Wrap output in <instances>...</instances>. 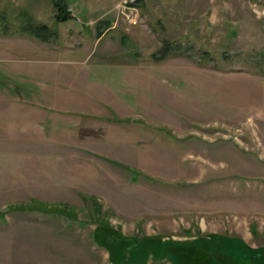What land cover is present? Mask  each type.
<instances>
[{
	"label": "rangeland",
	"instance_id": "rangeland-1",
	"mask_svg": "<svg viewBox=\"0 0 264 264\" xmlns=\"http://www.w3.org/2000/svg\"><path fill=\"white\" fill-rule=\"evenodd\" d=\"M69 2L58 21L53 0H0V85L59 103L79 148L50 233L20 236L28 264H264V0ZM110 233L214 259L119 256Z\"/></svg>",
	"mask_w": 264,
	"mask_h": 264
},
{
	"label": "crops",
	"instance_id": "crops-1",
	"mask_svg": "<svg viewBox=\"0 0 264 264\" xmlns=\"http://www.w3.org/2000/svg\"><path fill=\"white\" fill-rule=\"evenodd\" d=\"M0 86V264H28L26 252L32 245L20 236L37 235L39 241V235L50 233L48 204L62 200L50 196V187H54L61 169L67 172V152L79 148L66 142V112L59 103L15 95L13 87ZM102 120L119 122L109 115ZM81 171L73 169L79 183ZM12 235L19 236L20 241Z\"/></svg>",
	"mask_w": 264,
	"mask_h": 264
},
{
	"label": "trees",
	"instance_id": "trees-1",
	"mask_svg": "<svg viewBox=\"0 0 264 264\" xmlns=\"http://www.w3.org/2000/svg\"><path fill=\"white\" fill-rule=\"evenodd\" d=\"M53 4L57 9V13H56L55 17L58 21H68L74 17L72 12L70 11L69 0H53ZM45 28H46V26H44V29ZM41 31H42V29H41ZM41 31L37 32V30H35L33 28L31 29V32L33 34H36L41 39H44V40L49 39L48 36L45 35L44 33H42ZM102 34L103 33L100 30L98 32V35L102 36ZM168 47H169L168 45L165 46V49L163 50V52H164L163 56H166L165 51L168 50ZM114 119L116 121L122 120L121 118H119L116 115L114 116ZM99 225L104 226L105 224H99ZM108 238H109V240H111L113 242L111 245L114 246L113 248H114L115 252L116 251L120 252L119 256L123 255V254H129L132 256V254L134 253L137 257H139L138 258L139 260L147 257L150 253L160 254L162 252V250L166 248L165 251H163V253H166L167 255L175 254L174 256L176 257V260L179 261L181 257H184V255L185 256L188 255L189 251L186 249H188L189 247H193V248L197 249L199 252V257H201V255L205 251V258H207V259L213 258L214 259V257H209L212 254H214V252H213L214 250H212L210 248H204V247L199 246L197 241H195V240L188 241L186 243L178 242V241H172L169 244L170 246H168V244H167L164 247H159V244L157 243L156 248H153L151 246H147L146 248H144V244H146L145 242H141L140 239L136 238V237H128V236L124 235L123 233L115 234V236H113L112 233H110L107 235L106 239H108ZM172 243H174V245H172ZM129 244H131V245H129ZM170 247H173V248H171L172 249L171 251L169 249ZM177 249H184V250L183 251H177ZM252 251H253V249H249V252H252ZM171 257H173V256H169V258H171ZM176 264H178V263H176Z\"/></svg>",
	"mask_w": 264,
	"mask_h": 264
},
{
	"label": "built area",
	"instance_id": "built-area-1",
	"mask_svg": "<svg viewBox=\"0 0 264 264\" xmlns=\"http://www.w3.org/2000/svg\"><path fill=\"white\" fill-rule=\"evenodd\" d=\"M136 0H126V5L125 6H133ZM134 8V7H133Z\"/></svg>",
	"mask_w": 264,
	"mask_h": 264
}]
</instances>
